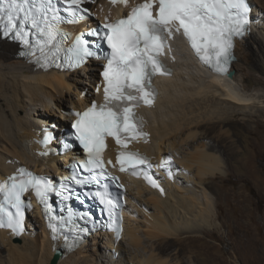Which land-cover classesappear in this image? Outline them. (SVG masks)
I'll return each mask as SVG.
<instances>
[{
    "label": "bare ground",
    "instance_id": "obj_1",
    "mask_svg": "<svg viewBox=\"0 0 264 264\" xmlns=\"http://www.w3.org/2000/svg\"><path fill=\"white\" fill-rule=\"evenodd\" d=\"M249 3L253 7L250 32L238 39L233 49L234 58L237 57L238 48H242L246 53L241 60L243 72L233 71L236 67H233V64L237 59L232 61L226 71L221 72L223 74L203 67L189 52L185 42L176 36L169 41L172 75L159 78L155 82L159 95L153 108L137 109L145 122L150 142L132 148L139 149L155 161L170 154L175 163H178L174 166L177 171L175 179L172 183H163V192L141 181L128 184V195L135 199L132 200L133 210L141 212L144 216L145 236L137 235V231H130L134 226L128 228V223L137 217L135 213L130 214L124 223L123 236L118 244L103 235L93 236L79 249L61 256L56 264H168L160 255L169 250L170 241L174 244L182 232L196 233L205 227L202 237L193 234L187 240V250L193 260L191 264L218 262L210 253L213 246L203 240L204 237L210 238L214 235L208 228L212 225L213 197L217 190L212 182L207 184L206 179H211L223 171L221 157L217 156L220 151L216 146L207 143L214 126H209L204 121L214 117L223 118L231 112L242 117L247 114L260 116L259 106L256 107L255 104L260 102L264 95V2L249 0ZM17 49L15 44L0 39V180L22 165L31 167L37 173H51L62 166L63 162L66 163L62 156L38 158L33 138L36 136V129L43 124L45 115L53 119L54 98L58 100V104H54L58 110L66 106L65 100L62 99L63 90L70 91L73 87L78 90V100L68 101L69 107L81 110L85 106L79 99V92L84 87L79 86L74 79V76L81 72H75L71 76L54 72H35L24 60L15 57ZM89 71L91 74L82 71L87 78L83 80L85 84L91 83L94 77L93 68ZM231 71L234 74L229 77L228 72ZM98 74L97 72L96 75ZM92 98L99 101L100 94H95ZM28 105L30 108L35 107L37 118L31 115ZM20 112H24V115ZM236 122L226 121L224 124L232 126ZM219 140L218 145L222 153L227 155L226 150L225 153L222 149L224 145L228 146L226 138ZM178 146H184L188 151L185 156H180L182 153L179 154ZM114 148L109 142L108 155L113 156ZM133 187L134 191L130 192ZM143 193L146 197L142 196ZM144 204L148 205L149 210ZM36 215H30L25 233L21 237L0 231V264H50L59 243L54 245L51 242L49 232L43 223L36 219ZM128 236L131 238L132 247L130 257L126 260L123 256V241ZM101 238V247H95ZM152 241H158V247L154 246ZM177 243L179 244L178 240ZM4 250L7 252L6 256L2 255ZM156 251L158 254H154ZM114 252L118 253L117 257Z\"/></svg>",
    "mask_w": 264,
    "mask_h": 264
},
{
    "label": "snow or ice",
    "instance_id": "obj_2",
    "mask_svg": "<svg viewBox=\"0 0 264 264\" xmlns=\"http://www.w3.org/2000/svg\"><path fill=\"white\" fill-rule=\"evenodd\" d=\"M90 2L92 0H0V34L38 50L45 60L51 57L58 67L78 69L92 57L106 61L100 73L103 102L94 101L83 112H76L72 123L75 138L87 154V160L80 161L76 170L82 168L91 175L80 179L74 173L71 179L80 185L95 182L100 190L93 195L112 218L117 203L101 184L106 176L101 158L105 139L113 137L117 144H122L128 137L135 139L136 135H146L138 131L140 125L133 109L141 101L151 103L150 81L157 72L163 74L158 57L163 53L166 41L174 34L182 33L202 62L224 72L232 59L234 38L243 37L248 30L249 6L246 0H143L133 6L126 17L112 22L106 20L102 26L104 31L90 29L70 37L61 25L86 20L90 12L84 5ZM110 3L127 6L128 0H110ZM86 37L106 43L110 51L98 55L93 46L100 45ZM97 91H100L99 87ZM50 139L45 132L40 143L47 149ZM41 155H47V151ZM117 163L121 171L129 165L136 174V165L147 164V160L138 153L122 151L117 155ZM69 179L63 178L64 181ZM145 179L158 187L147 174ZM29 191L35 193L37 201L45 206V215L50 217L48 194L55 191L57 195H63L67 188L61 184L57 191L45 177L19 170L18 176H10L0 183L3 194L0 228L7 227L17 234L23 231L21 196ZM69 213L71 217V209ZM49 228L55 240L57 227L50 222Z\"/></svg>",
    "mask_w": 264,
    "mask_h": 264
},
{
    "label": "rangeland",
    "instance_id": "obj_3",
    "mask_svg": "<svg viewBox=\"0 0 264 264\" xmlns=\"http://www.w3.org/2000/svg\"><path fill=\"white\" fill-rule=\"evenodd\" d=\"M258 2L262 3L264 0H258ZM255 35L257 36L258 34L255 32ZM236 55L237 57L235 59L237 60L233 64V67L236 66L234 67L236 69L233 68V71L241 73L243 72L241 68L244 67L243 61L241 60L244 59L246 53L242 48H238L236 49ZM93 70L94 77L92 82H86L89 84L83 82L87 78H85L82 72L74 76L76 83L84 88H89V92L92 91V85L97 80L96 71L94 68ZM90 72L86 74H91ZM76 92L78 90L76 91L74 87L70 91L63 90L62 99L65 100L66 106L61 109L69 105L68 101L78 100ZM217 98L215 99L218 100ZM259 101L262 105H260V102L255 104L256 107L259 106L258 113L260 116L258 117L248 114L242 117V115L231 112L228 116L224 115L223 118L218 119L214 117L213 119H205L206 121H204L209 126H214V129H212L213 133L207 143H210L211 146H216V149L220 151L219 154L217 153V156L221 157V171H223L222 173H217L211 179H206L207 184L212 182L217 190L213 197L214 214L211 219L212 225L211 228L207 227L211 229V234H214V237L211 235L210 238L204 237L203 240L209 246H213L212 252L210 251V253L218 261L216 264H264V95ZM55 103L58 104L57 98H54V101H52L55 114L52 117L54 118L59 112L54 106ZM27 107L28 109L30 108L29 105ZM32 107L29 111L32 116L34 115L37 118L36 111L34 112L35 107ZM20 114L24 115V112H20ZM233 120L237 121L235 125L224 124L226 121ZM253 132H256V134H253ZM221 138H226V142H228L227 147L226 145L222 147L224 152L226 150L227 155L222 153L221 147L218 145L219 139ZM178 150L180 151L179 154L182 153L180 156H185L188 152L184 146H178ZM133 191L134 187L130 192ZM142 196L146 197L145 193ZM146 205L144 204L146 209L149 210L148 205ZM138 208L140 207L138 206ZM135 211L137 213V210ZM143 217L141 212L137 213V217L134 219L137 222L131 220L128 223V228L134 226L129 230L137 231L136 234L139 236H145ZM203 229H206V227L200 228V231L196 233L182 232L177 236L179 244L177 240H175L174 244L170 241V248L160 255L162 256L161 259H166L168 264H174L175 262L180 264L193 263L186 243L191 238L189 236L193 234L202 237ZM37 231H39V228ZM101 240L102 238L94 246L101 247ZM151 243L154 246L157 245V247L159 245L158 241H152ZM131 247V238L128 236L123 241V256L126 257V260L130 257ZM5 254L7 255V252L4 250L2 255L6 256ZM154 254H158V252L156 251ZM203 258L202 256L201 259L204 262ZM221 261L223 263H220ZM6 264L12 263L7 262Z\"/></svg>",
    "mask_w": 264,
    "mask_h": 264
},
{
    "label": "water",
    "instance_id": "obj_4",
    "mask_svg": "<svg viewBox=\"0 0 264 264\" xmlns=\"http://www.w3.org/2000/svg\"><path fill=\"white\" fill-rule=\"evenodd\" d=\"M234 72L231 71L228 73L229 77L233 76ZM62 256L61 252L60 251H56L55 254L53 255L51 261H50V264H56L58 259Z\"/></svg>",
    "mask_w": 264,
    "mask_h": 264
}]
</instances>
